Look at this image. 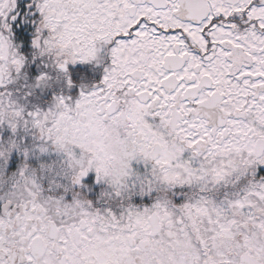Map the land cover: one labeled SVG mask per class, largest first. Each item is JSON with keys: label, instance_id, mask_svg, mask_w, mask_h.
<instances>
[{"label": "snow or ice", "instance_id": "6c2138e0", "mask_svg": "<svg viewBox=\"0 0 264 264\" xmlns=\"http://www.w3.org/2000/svg\"><path fill=\"white\" fill-rule=\"evenodd\" d=\"M0 264H264V0H0Z\"/></svg>", "mask_w": 264, "mask_h": 264}]
</instances>
